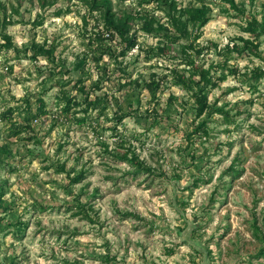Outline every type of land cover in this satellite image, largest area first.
<instances>
[{
    "label": "rangeland",
    "instance_id": "374dc122",
    "mask_svg": "<svg viewBox=\"0 0 264 264\" xmlns=\"http://www.w3.org/2000/svg\"><path fill=\"white\" fill-rule=\"evenodd\" d=\"M112 1L118 13L135 8L138 44L120 64L105 56V70L90 59L80 70L75 66L87 39L104 26L84 0H56L45 8L40 0H0L11 22L0 31L22 50L20 56L7 50L0 34V144L13 149L9 158L0 154L6 203L0 206V264H264L263 241L253 225L264 233V77L255 88L250 75L257 66L264 69V39L262 57L228 54L229 43L247 36L244 19L224 9L223 0H207L213 10L197 40L204 47L199 62L208 67L228 57L236 73L209 91V101L229 111L231 121L217 112L206 115L209 134H195L194 99L172 82L171 69H188L178 65L180 46H166V56L151 60L146 53L160 39L142 30L141 15L166 22V12L156 0ZM237 2L246 5L245 18L264 17V0ZM39 16L42 24H36ZM31 41L56 45L57 60L70 72L43 57L26 58ZM154 76L161 84L155 98L146 86ZM81 77L88 89L101 81L96 93L111 101L107 115L94 110L85 124L62 116L56 100L58 80L71 81L66 88L76 94ZM39 97L57 119L36 126L44 142L29 139L31 131L8 137L5 109L18 108L13 119L19 120L24 100L36 105ZM122 103L127 111L132 103L134 114L116 124ZM113 151L136 153L152 170L138 172ZM65 162L67 171H59ZM231 165L238 174L232 175ZM81 171L84 178L72 182ZM19 220L28 224L25 229Z\"/></svg>",
    "mask_w": 264,
    "mask_h": 264
},
{
    "label": "trees",
    "instance_id": "16d2710c",
    "mask_svg": "<svg viewBox=\"0 0 264 264\" xmlns=\"http://www.w3.org/2000/svg\"><path fill=\"white\" fill-rule=\"evenodd\" d=\"M161 8L164 10L167 21L162 22L155 16H149L148 14L141 15L142 19V30L148 34H154L159 37L160 43L155 47H149L146 51L147 57L151 60L153 57H163L166 56V46L178 45L181 49L180 63L178 65L185 64L188 69L181 70L179 68L171 69L172 72V82L180 85L188 92L190 97L194 99V114L195 119L199 120L194 126L193 133L198 134H209V129L207 125L206 115H211L213 113H221L224 115L227 121L230 120V112L224 107L218 106L216 102L209 101V91L213 88L219 87L221 82L225 81L230 73H236L233 67L229 64L227 59L223 63L214 65L211 64L205 67L203 63L199 62V58L203 53L204 47H201L197 40L200 38V30L206 26L212 16L211 6L207 4V0H197L200 5L189 3L185 6H179L176 0H156ZM226 4V10L235 11L237 16L244 19L243 31L247 36L236 37V42L232 45L229 43L227 48V53L238 52L239 54L243 52H248L257 57H262L261 45L264 39V17L258 19L256 15L252 16L250 19L245 18L247 12L246 5L240 4L237 0H223ZM41 7H47L56 2V0H40ZM86 7L88 8L90 14H97L103 21V29L95 31L87 39L86 50L83 58L79 59L76 68L83 70L88 60H92L96 63V66L102 70L107 68V63L104 61L105 56L113 58L115 62L120 64L119 59L128 55V53L137 46V33L133 32L135 21L137 20L135 15V8L128 10H122L120 13L114 11L112 0H84ZM264 8V7H263ZM0 28H6L11 22L8 20V15L6 13L7 7L5 4L0 2ZM36 24H42L43 17L39 16ZM3 36L4 44L3 46L10 50L11 48L16 49L17 56H20L22 52L21 49L16 48L14 42H12V37L10 34L6 33L4 30L0 31ZM167 44V45H166ZM56 45L48 43H36L31 41L23 52L26 58H32L38 60L43 57L46 58L51 64H55L54 68L59 67L61 72L69 73L70 70L62 63V61L57 60L55 55ZM29 52L31 54H29ZM105 63V64H104ZM221 70V71H220ZM53 72V71H52ZM55 73V72H54ZM52 73V74H54ZM248 74V73H247ZM251 77L254 79L253 87H257L262 77H264L263 67H255L251 73ZM85 78L81 77L76 80L74 89L77 91L73 94L72 91L67 89V85L71 81H64L60 79L56 82L60 86V95L57 97L58 109L65 116L67 120L74 118L79 124H85L88 118L92 115L94 110H97L98 117L102 115H107V110L111 106V101L108 99V95L105 93L97 94L96 90L101 89V81L94 82L91 89H88L85 83ZM139 85V82L136 81ZM150 91L153 94V98L156 97L157 91L161 84L154 76L149 82L146 83ZM92 94L95 97L92 98ZM170 101H174L175 97H169ZM30 98H26L24 117L19 120L13 119V114L18 111L16 107H9L1 115L2 120H7L10 123L9 126V136H20L25 131H31V136L29 139L37 142L38 144L43 143L44 140L39 138L35 132V128L38 124L43 125L47 118H54V111L48 108V105L42 97L36 99V105L30 101ZM125 104L119 105V108L114 113V120L116 124H122L124 119L128 116L134 114V109H132V103H129L130 111L125 110ZM132 109V110H131ZM136 110V109H135ZM82 112V117H77V114ZM137 113V111H135ZM149 116L152 113H148ZM158 114V113H157ZM156 115V114H155ZM158 117H156L157 119ZM11 143L5 142L0 144V154L9 158L13 156V149L10 145ZM108 150V149H107ZM109 151V150H108ZM111 152V151H110ZM115 158L123 161H127L137 168L138 172L148 171L152 169L148 167L143 160L138 157L135 153L131 155L130 153H125L119 151L112 152ZM59 171H67L66 162L60 166ZM230 170L232 175H236L239 169H236L234 165H231ZM70 177L71 172H67ZM85 173L83 171L77 173L71 178L72 182H79L84 178ZM5 191L3 184L0 182V206L5 205L4 201ZM70 204V202H68ZM82 205V204H81ZM84 205L80 206V210L84 211ZM5 208V207H4ZM6 208L4 212H6ZM4 217L0 216V227L4 226ZM17 225L20 229H25L28 225L22 220H19ZM254 225V235L258 239L262 240L263 248L260 254L264 256V233L257 224ZM8 226H12L9 223Z\"/></svg>",
    "mask_w": 264,
    "mask_h": 264
}]
</instances>
